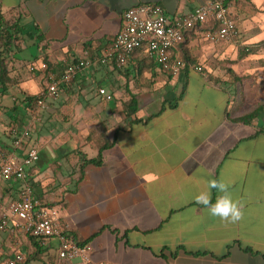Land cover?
Wrapping results in <instances>:
<instances>
[{
	"label": "crops",
	"instance_id": "crops-1",
	"mask_svg": "<svg viewBox=\"0 0 264 264\" xmlns=\"http://www.w3.org/2000/svg\"><path fill=\"white\" fill-rule=\"evenodd\" d=\"M204 1L0 0L5 24L21 29L18 40L0 48L8 67L5 83H0L3 149H13L11 129L21 122L22 109H27V126L22 130L40 119L29 111L25 98L40 94L49 72H58L72 60L98 56L121 29L126 9L157 3L170 17L185 16ZM250 1L259 6L258 0ZM231 9L238 16L232 4ZM258 18L256 13L245 20L240 17L241 32L247 34L250 24L255 27L251 33L257 32ZM204 29L185 32L173 47V55L188 62L177 75L137 50L122 65L94 64L66 85L70 92L63 88L60 98H46L45 117L56 111V119L64 120V110L71 103L76 108L73 123L82 106L88 107L85 115L92 123L105 114L110 120L106 134L113 144L104 151L102 164L86 165L78 184L79 153L69 157L67 153L76 148L88 153L85 146L92 145L82 136L56 142L57 160L42 165L39 157L28 169L26 181L43 203H49V195L52 201L62 200L53 206L72 237L93 236L88 245L95 264L108 259L111 264H264V37L210 41ZM44 60L47 70L42 69ZM100 88L112 100L107 101ZM74 89L80 91L79 98L65 102ZM132 98L136 111L128 115ZM59 99L65 105L56 110L52 105ZM122 110L126 111L123 116ZM249 115L250 119L241 120ZM61 133L53 138L41 133L39 140L58 141L66 134ZM28 146L22 145L16 154L22 157ZM94 151L87 156H96ZM70 158L78 164L67 176L64 167ZM52 164L58 165L61 187L47 193L45 172H41ZM211 179L228 183L229 192L242 204L238 221L212 216L196 202L195 196L208 191ZM24 187L0 171V218L22 196ZM218 195L212 189L211 202ZM4 231L0 246L9 247L11 253L4 264L18 253L24 259L16 264H31L33 259L41 264H79L78 260L88 264L60 259L57 238L35 242L22 231L0 230ZM246 246L257 252L245 250ZM161 251L165 257L159 255Z\"/></svg>",
	"mask_w": 264,
	"mask_h": 264
},
{
	"label": "built area",
	"instance_id": "built-area-1",
	"mask_svg": "<svg viewBox=\"0 0 264 264\" xmlns=\"http://www.w3.org/2000/svg\"><path fill=\"white\" fill-rule=\"evenodd\" d=\"M238 20L239 16L233 14L227 0H206L189 14L174 17L168 16L157 3L132 6L123 12L121 29L98 56L72 60L58 72L46 75V87L36 99L34 111L45 108L47 97L60 98L62 87L71 83L85 69L94 64H125L137 50H142L164 71L177 75L188 67L185 59L173 55V47L184 39L185 32L203 27L204 36L210 41L230 40L239 35ZM48 67L46 62L42 63V69L47 70ZM195 69L201 71L202 66H195ZM99 92L107 101L112 100V95L104 88H100ZM11 131L14 136L13 149L6 151L0 144V171L5 178L23 182L25 187L22 196L12 201L2 214L0 230L16 229L43 241L57 238L60 259H80L92 264L89 245H81L73 239L68 225L60 220L59 210L55 206L41 204L34 198L31 186L26 183L28 169L40 157L36 146H28L22 157L16 154L29 130L17 133L13 127ZM23 259L24 256L18 253L9 264H16Z\"/></svg>",
	"mask_w": 264,
	"mask_h": 264
},
{
	"label": "rangeland",
	"instance_id": "rangeland-1",
	"mask_svg": "<svg viewBox=\"0 0 264 264\" xmlns=\"http://www.w3.org/2000/svg\"><path fill=\"white\" fill-rule=\"evenodd\" d=\"M231 3H232V5L235 6V9L238 12L239 18L242 17V19L245 20V19H248L251 15H253L255 13L259 17L258 21H257L258 23H256L257 24L256 26L258 29L257 32L255 31V33H251L252 30H255V27L250 24V26L247 29L248 33L244 34L243 32H241V27L239 26V35L236 38H238L240 41H244V40L248 39L249 37H253L255 35H260V36L264 37V0H258L257 4H259V6L255 5L250 0H231ZM238 25H240L239 20H238ZM262 45H264V44H262ZM33 50H36L35 47H33ZM79 92L80 91H77V89H74V92L71 93V96L69 95L70 97L68 99H66L65 102L66 101L71 102L72 100L75 101L76 98H79V95H78ZM72 97H73V99H72ZM62 102H63L62 99L55 101V103H53V105H52L53 108L55 109L57 107L56 110L58 108H59V110H61V107L63 106V104L65 105V103H62ZM81 110H82L81 113L77 114V116H78L77 123H73V117L76 115V108H75V110H73L71 103L64 110V113H63L64 114V117H63L64 120H62V117H59L58 118L59 120L56 119V116H55L56 111L55 112L53 111L51 113V115H49V117H45V114H43V112H42L40 119H38V120L36 119L34 122H32V124L30 125V128H28L29 134L26 137V139L24 140V142L22 143V145L36 146L41 152L39 163H41L42 165H48V164L53 163L57 160V157H58L57 151L58 150H57L56 142L57 143H63L64 141H66V138H68L69 136H76L77 139L81 136L85 137L90 132V130H92L94 128L101 129V130L103 129V130L107 131L108 126L110 125V120L108 119V116L106 114L104 115V119H102L100 122L98 121L97 123L96 122L92 123V119L88 115H85L88 111V107L82 106ZM125 112L126 111L122 110L119 113H120V115L123 116L124 115L123 113H125ZM73 113H75V114L73 115ZM50 119H51V121H50ZM63 123H65V124H63ZM111 123H112V121H111ZM26 124L27 123L22 124L21 128L24 129L27 126ZM45 131L47 133L51 134L52 138L55 136V134H59L60 132H62L63 134L64 133H66V134H65V136L59 138L58 141H54L51 139L46 143H42L39 140V135L41 133H46ZM80 141H83V139H80ZM29 143H31V144H29ZM85 149L87 150L88 155H91L95 152L94 147L92 148L89 146H85ZM73 159L70 158L69 159V165H67L66 168L64 167V169H65L64 172H66L65 174H67V176H70V174L73 173V170L77 169L78 162H75L74 161L75 159L74 160ZM57 166L58 165H56V164H52L50 167H47L45 170H43L41 172V173L45 172V174L42 175L43 176L42 178H43L44 182L48 183L47 193H52V192L56 193V189L61 185V180L59 177H57V174H56ZM76 172H77V170H76ZM74 180L75 179L71 180L72 185H70L69 187L72 188L74 186ZM28 182L31 183V180ZM38 182H40V180L34 181V184L38 183ZM50 199H51V197L49 195L48 196V202L49 203H43V204L49 205L50 203L56 204V203L62 202V200L52 201ZM6 232L7 231L0 232V235L1 236H2V234L5 235ZM8 249H9V247L0 246V264H4L8 258H11V253ZM90 252H91V250H90ZM111 254H114L113 250L110 253V255ZM90 257H91V253H90ZM92 261H93L92 264H95L96 260L92 259ZM78 262H79V264H84L83 262H81L79 260H78ZM21 264H23V263H21ZM31 264H41V262L38 259H33ZM99 264H111V259H108L107 262H101Z\"/></svg>",
	"mask_w": 264,
	"mask_h": 264
},
{
	"label": "trees",
	"instance_id": "trees-1",
	"mask_svg": "<svg viewBox=\"0 0 264 264\" xmlns=\"http://www.w3.org/2000/svg\"><path fill=\"white\" fill-rule=\"evenodd\" d=\"M227 3L231 6V0H227ZM20 30L19 27H17V29L14 30V28L9 25V24H5V22L3 21V18L0 16V48L2 47H8L10 44L14 43L16 40H18V33H20ZM253 48L249 49V50H245L247 53L249 51H252ZM44 62H46L48 64V62L46 60H44ZM49 65V64H48ZM7 64L5 63V60L3 58L0 57V83H5V78H4V75L6 74L7 75ZM68 86H63L62 88L64 89H67L68 92H70V88H67ZM39 97V95H34V96H27L25 98L24 101H26L28 103V107L31 108V110H29L32 115H34V117H39L41 116V113L43 112V109L39 110V111H34V109L36 108V105H35V102H36V99ZM135 103L136 101L134 100V98H132L128 104L127 107H130V112H128V115H131L133 114L135 111H136V107H135ZM27 109H22L23 111V114L20 115L21 117V122L18 123L15 128L17 130V133H19L22 128V124H24V116H25V111ZM250 115L249 116H246V117H243L241 118V120H248L250 119ZM85 140L88 144L92 145V147L96 148L97 149V155L94 156V157H88L87 154L85 152H82L79 150V148H76V149H72L71 151H69L67 153L68 157L75 153L78 154L79 153V157H80V160H81V163L79 165V177H78V180H77V184L83 179L84 177V168L86 167V165L88 164H96V165H100L102 164V162L104 161V151L110 147L112 144H113V141L109 142L107 140V134H106V131L105 130H101V129H97V128H94L92 130H90V132L85 136ZM3 148V147H2ZM35 199H37L41 204H43V202L34 196ZM45 205V204H43ZM51 206L55 205V204H50ZM47 206V205H45ZM116 231V230H115ZM95 235V234H94ZM29 237H31V239H33V241L35 242H42L43 239H39L37 237H34L32 235H29ZM93 236H91L90 238H87V239H82V240H76L74 237H72L73 239H75L79 244L81 245H84V244H88L90 239L92 238ZM245 250L247 251H250V252H253V253H256L257 251L253 250L251 247L249 246H246L244 247ZM185 250V249H184ZM186 252L188 253H194V254H206V253H209L207 251H201V252H192V251H187L185 250ZM176 252H174L172 255L175 256ZM160 256L162 257H165V254L163 253V251H161V253L159 254Z\"/></svg>",
	"mask_w": 264,
	"mask_h": 264
},
{
	"label": "clouds",
	"instance_id": "clouds-1",
	"mask_svg": "<svg viewBox=\"0 0 264 264\" xmlns=\"http://www.w3.org/2000/svg\"><path fill=\"white\" fill-rule=\"evenodd\" d=\"M212 189H216L219 195L215 202H211ZM197 203L204 205L210 215L222 220L238 221L242 216V204L233 198L229 192V185L222 179L208 181V191L200 192L195 196Z\"/></svg>",
	"mask_w": 264,
	"mask_h": 264
}]
</instances>
